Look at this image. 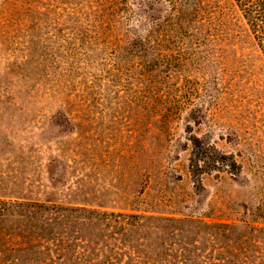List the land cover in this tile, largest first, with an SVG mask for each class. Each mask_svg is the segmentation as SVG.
Here are the masks:
<instances>
[{
	"label": "rangeland",
	"instance_id": "1",
	"mask_svg": "<svg viewBox=\"0 0 264 264\" xmlns=\"http://www.w3.org/2000/svg\"><path fill=\"white\" fill-rule=\"evenodd\" d=\"M142 1L0 0V201L144 216L90 261L264 264V53L234 0ZM193 136L241 171L198 187Z\"/></svg>",
	"mask_w": 264,
	"mask_h": 264
},
{
	"label": "trees",
	"instance_id": "2",
	"mask_svg": "<svg viewBox=\"0 0 264 264\" xmlns=\"http://www.w3.org/2000/svg\"><path fill=\"white\" fill-rule=\"evenodd\" d=\"M154 1L143 0L142 3L151 9ZM199 1L192 0L191 6L199 7ZM234 1L264 53V0ZM191 143L190 171L198 187L204 186L206 174L241 171L231 155L200 137L193 136ZM109 217L115 219L116 227H122L140 226L138 221L144 216L108 213L85 206L0 201V264H107L100 260L90 261L88 254L91 252L82 233L88 227L102 230Z\"/></svg>",
	"mask_w": 264,
	"mask_h": 264
}]
</instances>
